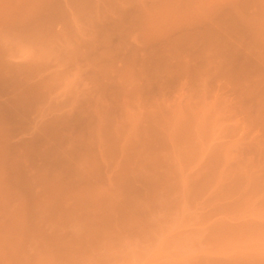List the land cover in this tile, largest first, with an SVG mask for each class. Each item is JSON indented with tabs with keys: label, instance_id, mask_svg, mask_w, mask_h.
<instances>
[{
	"label": "rangeland",
	"instance_id": "374dc122",
	"mask_svg": "<svg viewBox=\"0 0 264 264\" xmlns=\"http://www.w3.org/2000/svg\"><path fill=\"white\" fill-rule=\"evenodd\" d=\"M0 264H264V0H0Z\"/></svg>",
	"mask_w": 264,
	"mask_h": 264
}]
</instances>
